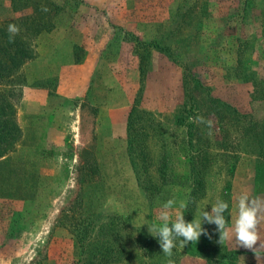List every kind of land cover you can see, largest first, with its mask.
Here are the masks:
<instances>
[{
  "label": "rangeland",
  "instance_id": "obj_1",
  "mask_svg": "<svg viewBox=\"0 0 264 264\" xmlns=\"http://www.w3.org/2000/svg\"><path fill=\"white\" fill-rule=\"evenodd\" d=\"M49 19L53 28L37 32ZM10 23L40 56L0 81L17 124L26 79L39 73H48L55 96L64 72L61 92L83 102L81 129L68 114L74 100L56 99L60 129L50 119L33 129L28 112L23 131L18 124L13 175L0 194V264H87L114 232L110 244L128 250L114 264H207L226 249L253 253L219 244L216 225L204 222L211 239L183 249L177 240L167 257L148 227L163 223L169 199L170 223L180 212L199 220V209L224 200L231 227L242 191L264 198V0H0V24ZM119 106L127 123L110 129L105 111ZM197 116L212 128L190 119ZM22 178L31 191L14 190ZM197 179L205 188L187 216L179 204ZM140 239L148 240L142 257Z\"/></svg>",
  "mask_w": 264,
  "mask_h": 264
},
{
  "label": "clouds",
  "instance_id": "obj_2",
  "mask_svg": "<svg viewBox=\"0 0 264 264\" xmlns=\"http://www.w3.org/2000/svg\"><path fill=\"white\" fill-rule=\"evenodd\" d=\"M9 42H14L16 35L20 33V27L14 23L8 25ZM194 119L196 122L205 124L209 129L212 128L213 122L205 120L202 116H197ZM176 203L174 199L167 200L159 211L158 218L162 224H153L148 227L149 233L158 238L162 252L167 257L173 255V249L177 247L179 240V248H185L189 243H197L201 235L211 239V235L202 227V223L216 225V231L219 233V244H224L226 241H233L236 247H243L253 251L257 260H260L259 254L264 249V236L261 235L260 225L264 222V198L252 197L247 191H242L237 197V214L234 223L231 227L228 226V218L225 217V212L229 209L228 202L218 199L211 207V212L205 209H199L201 219H193L187 222L184 218V212H180L174 222H169L171 219L170 210ZM180 209L187 210V202L181 201ZM259 242V247L256 245ZM168 264H174L169 259Z\"/></svg>",
  "mask_w": 264,
  "mask_h": 264
},
{
  "label": "trees",
  "instance_id": "obj_3",
  "mask_svg": "<svg viewBox=\"0 0 264 264\" xmlns=\"http://www.w3.org/2000/svg\"><path fill=\"white\" fill-rule=\"evenodd\" d=\"M36 23V22H35ZM49 23V24H48ZM44 27L38 28V23L35 24L37 32L40 29L50 30L53 28V23H51V19ZM36 56L34 47L28 40L23 37L16 35L14 38V42H9V33L7 31V26L0 24V81H9L12 76L20 69V67L28 60L34 58ZM131 115V113H130ZM130 119V116H129ZM130 122V120H129ZM128 122V123H129ZM22 137V131L19 128L16 118H15V105L13 101L10 99V93L6 91H0V194L1 188H5L6 184H4L3 180H6L8 176L10 177L12 174V170L14 168L10 167L11 158L8 156L9 152L14 149L15 144ZM5 163V164H4ZM9 163V164H8ZM167 165V164H166ZM165 164H163V167ZM28 174V173H25ZM197 178H200L197 176ZM25 181L18 183L14 190L25 191L26 188L31 191L33 185L30 184L29 179L22 178ZM32 183V182H31ZM191 191L189 193L187 199V212L185 215L189 216L188 210L190 208L191 203L195 202L197 199L196 192L203 190L204 182L202 180L197 179L192 184L190 183ZM28 191V192H30ZM12 195V194H11ZM186 220V219H185ZM111 237H102L99 239L97 252L93 253L92 261H88L87 264H114L113 262L123 260V255L128 254V250L125 247H116L115 245H111V241H116L118 232H114ZM205 238V236H204ZM140 245L138 248V253L140 257L145 254V247L147 245L148 240L144 241L140 239ZM112 246V247H111ZM173 250H176L174 248ZM203 255L206 254L202 252ZM240 251L238 250H228L223 251V255L219 256L216 259L206 258L207 264L219 263L222 261H227L230 264H233L236 260ZM165 256L164 253H162ZM173 256V255H172Z\"/></svg>",
  "mask_w": 264,
  "mask_h": 264
},
{
  "label": "crops",
  "instance_id": "obj_4",
  "mask_svg": "<svg viewBox=\"0 0 264 264\" xmlns=\"http://www.w3.org/2000/svg\"><path fill=\"white\" fill-rule=\"evenodd\" d=\"M39 52V51H38ZM40 53V52H39ZM37 56V58H36ZM36 56L33 58L32 63L37 62L40 59V56H38L36 54ZM63 67V71H65L68 67L69 64L64 63L60 65V69ZM83 65H77L76 68H82ZM51 76V75H50ZM90 75H87L86 77H89ZM49 75L46 72L43 73H39V75L34 76V77H28V79H26L28 88L23 89V90H28V93L26 94L25 91V97H23L21 99V102L19 105H17V120H18V124L21 127L22 131L23 129H25V126L23 124V116L25 114V112L28 113H34L33 116V129H38L36 125V120L40 119L43 121H48L50 119L51 121V128L50 129H60V124H56L52 122V119L54 120V117H59V113H60V104L56 101L57 100H64V101H68V102H74L76 103L75 105V109L71 110L69 109L68 114L73 115L74 117V125L72 126L73 129H81L80 128V121L82 119V102L83 100L79 98V96L77 97H68L66 98V94H63L61 92L60 89V85L62 84V81H64L65 79V74L63 73H59L58 77H57V81H58V86L56 88V93L55 96H50V91H53V89L48 87V83H47V79H48ZM57 94V95H56ZM27 98V99H26ZM55 99V100H54ZM124 101V100H122ZM24 102L26 103V105H24ZM129 100L127 101V103L125 102L122 105H128ZM126 105V106H127ZM126 106H119L116 108H109L106 109V113L104 116H106L108 114V116H106V120L107 122H111V124L109 123L108 127H111L110 129H124L125 124L127 123L125 118H122L121 116H117L116 112H121V110H124L126 108ZM46 111V112H45ZM50 111V113L48 112ZM46 113V114H45ZM76 118V120H75ZM79 124V128L76 127V125ZM91 129H97V127H92ZM53 132V131H52ZM53 135H55V133L53 132ZM56 137V135H55ZM51 140H55V138L51 137ZM251 251V250H249ZM264 250L260 251V260L258 261L255 254L250 253V254H244L245 251L240 252L236 258V260L234 261L235 264H264V252H262ZM251 256V257H249ZM250 258V259H248ZM218 264H230L227 261H222L219 262Z\"/></svg>",
  "mask_w": 264,
  "mask_h": 264
}]
</instances>
